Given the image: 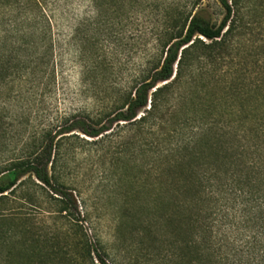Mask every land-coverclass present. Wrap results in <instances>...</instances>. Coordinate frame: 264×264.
<instances>
[{
    "label": "trees",
    "instance_id": "1",
    "mask_svg": "<svg viewBox=\"0 0 264 264\" xmlns=\"http://www.w3.org/2000/svg\"><path fill=\"white\" fill-rule=\"evenodd\" d=\"M55 2L0 0V93L48 65ZM93 2L99 12L159 11L156 62L108 111L70 115L23 143L0 165V197L33 178L59 196V212L77 210L60 180L61 141L99 140L124 124L150 137V167L135 163L130 180L121 171L110 261L89 244L87 264H264V0H219L217 25L198 14L202 0ZM37 244L21 239L16 262L46 264ZM55 247L52 264H78Z\"/></svg>",
    "mask_w": 264,
    "mask_h": 264
},
{
    "label": "rangeland",
    "instance_id": "2",
    "mask_svg": "<svg viewBox=\"0 0 264 264\" xmlns=\"http://www.w3.org/2000/svg\"><path fill=\"white\" fill-rule=\"evenodd\" d=\"M122 12H99L93 0H57L46 8L51 45L48 65L21 86L1 88L0 165L17 157L23 143L54 130L70 115L108 111L156 62L152 30L161 26L159 11L145 7ZM198 14L217 25L224 10L219 0H202ZM228 59L220 71L230 69ZM148 137L114 123L112 131L99 140L63 139L58 171L77 210L59 212V196L33 178L5 192L0 197V231L7 233L0 241V264H19L17 253L23 238L27 243L38 241L36 246L50 253L46 264L55 262V244L78 264H87L86 246L90 244L99 255L103 250L109 254L101 255L108 263L116 224L112 207L120 198L121 171L126 167L130 180L135 163H142L145 171L150 167ZM10 251L15 261L8 257Z\"/></svg>",
    "mask_w": 264,
    "mask_h": 264
}]
</instances>
